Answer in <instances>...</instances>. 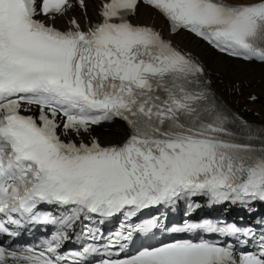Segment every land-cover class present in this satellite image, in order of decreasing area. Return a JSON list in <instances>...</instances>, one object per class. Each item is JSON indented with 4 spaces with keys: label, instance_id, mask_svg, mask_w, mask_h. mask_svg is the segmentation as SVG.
Returning a JSON list of instances; mask_svg holds the SVG:
<instances>
[{
    "label": "snow or ice",
    "instance_id": "snow-or-ice-1",
    "mask_svg": "<svg viewBox=\"0 0 264 264\" xmlns=\"http://www.w3.org/2000/svg\"><path fill=\"white\" fill-rule=\"evenodd\" d=\"M93 3L94 21L86 0H0V264H88L93 256L95 264H264V233L251 229L185 222L170 231L202 229L235 243L172 239L130 252L133 234L157 222L126 223L181 196L264 202V126L231 112L198 58L139 19L149 9L170 35L187 32L264 65V0ZM75 6L86 24L73 17L56 27ZM115 120L125 125L122 140L91 135ZM118 215L124 222L107 237L93 226ZM78 221H89L81 231L89 242L64 253ZM29 223L57 228L39 244L14 243ZM249 241L254 250H243Z\"/></svg>",
    "mask_w": 264,
    "mask_h": 264
},
{
    "label": "bare ground",
    "instance_id": "bare-ground-1",
    "mask_svg": "<svg viewBox=\"0 0 264 264\" xmlns=\"http://www.w3.org/2000/svg\"><path fill=\"white\" fill-rule=\"evenodd\" d=\"M178 38L187 36L194 44L201 50L206 49L203 44L197 40L191 38L189 35L179 32L176 35ZM212 64L216 67V71H221L225 78H233L234 80L251 79V83H255L256 79L259 78V82L256 86L264 92V67L263 66H252L250 64H243L240 62L233 61L231 64L226 63L225 59L220 56H211ZM258 104V103H256Z\"/></svg>",
    "mask_w": 264,
    "mask_h": 264
}]
</instances>
